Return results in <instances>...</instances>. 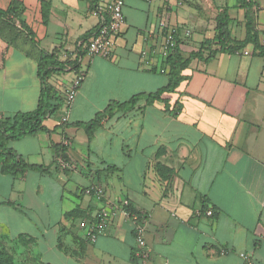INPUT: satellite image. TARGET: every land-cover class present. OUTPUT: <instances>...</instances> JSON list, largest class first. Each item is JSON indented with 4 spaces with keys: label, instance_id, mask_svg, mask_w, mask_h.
Returning <instances> with one entry per match:
<instances>
[{
    "label": "crops",
    "instance_id": "0c3cea01",
    "mask_svg": "<svg viewBox=\"0 0 264 264\" xmlns=\"http://www.w3.org/2000/svg\"><path fill=\"white\" fill-rule=\"evenodd\" d=\"M10 1L0 0V9ZM18 1L25 11L13 28L21 34L11 43L0 40V119L36 109L41 51L57 49L62 62L79 58L77 69L53 77L62 92L81 71L85 76L71 105L44 122L55 129L51 135L10 145L46 171L0 172V248L19 264H244L242 254L264 264V58L249 46L219 52L207 64L194 60L184 72L189 80L167 97L170 107L180 102L177 114L166 113L162 102H141L103 121L90 143L82 128L70 125L167 85L160 22L180 30L186 57L213 39L215 29L206 32L208 18L172 13V0H125L127 28L115 38L111 58H91L85 51L103 18L97 8L108 0H46L47 24L40 0ZM224 1L223 8L236 4ZM257 3L263 18L264 5ZM230 14L242 40L243 11ZM52 143L66 150L57 155ZM95 186L103 188V200L89 192ZM107 200H128L146 216L148 259L137 255L133 225L122 215L96 240L88 237ZM19 247L28 260L17 261Z\"/></svg>",
    "mask_w": 264,
    "mask_h": 264
},
{
    "label": "trees",
    "instance_id": "16d2710c",
    "mask_svg": "<svg viewBox=\"0 0 264 264\" xmlns=\"http://www.w3.org/2000/svg\"><path fill=\"white\" fill-rule=\"evenodd\" d=\"M40 2L43 21L44 24H47L50 18L51 3L46 0H40ZM231 9L243 11L245 35L242 40L232 36L231 23L233 19L230 14ZM24 11V4L18 0H11L6 10L0 9V38H3L6 43H11L20 36L21 33L13 28V21L23 15ZM257 11V0H236L233 7L223 8L216 18L214 38L203 40L197 51L186 57L180 49L179 38L177 39L176 46L169 50L163 62V68L168 77V83L164 88L154 93L138 94L125 103L111 102L92 121L74 123L70 127L82 128L91 143L95 131L101 127L103 121L111 118L115 112H120L123 115L129 113L138 103L143 102L146 105H153L155 102H162L166 106V113L177 114L181 109L180 102L176 101L174 106L170 107V100L167 97L179 93L182 84L189 80L190 77L184 75V72L189 69L192 61L197 60L207 64L219 52L235 54L238 51H244L249 46L253 47V53L264 58V44L257 24ZM85 53L87 54V51ZM78 59L77 57L74 61L62 62L58 58L57 49L52 52H40L37 69L40 95L36 109L31 112H19L13 116L0 119V172L2 174L18 177L20 175L24 176L30 171H40L42 173L46 171L42 166L29 164L10 145L14 141L36 136L41 132L51 135L55 131V129H48L44 122L55 116L64 107L66 95L57 86L53 85L51 80L56 74H62L70 67L74 66L75 68H73L77 69ZM62 126L66 127L65 124ZM52 148H54L57 155L66 150L65 146L61 147L53 143ZM9 204L16 209L18 208L15 203ZM130 209L144 216L143 213L133 208L131 203ZM21 239L23 237H20ZM131 261H134V259L131 258ZM0 264L19 263L5 248H0Z\"/></svg>",
    "mask_w": 264,
    "mask_h": 264
},
{
    "label": "built area",
    "instance_id": "2783aa9c",
    "mask_svg": "<svg viewBox=\"0 0 264 264\" xmlns=\"http://www.w3.org/2000/svg\"><path fill=\"white\" fill-rule=\"evenodd\" d=\"M124 6L125 0H108L106 3L99 5L97 8L98 11L102 12L103 18L88 45L87 53L91 58L96 56L106 59L111 58L115 38L123 34L127 28ZM160 31L163 36L164 56L166 57L169 50L176 46L180 30L177 27L168 25L162 21L160 22ZM190 34L191 33L189 31H186L185 33L188 37ZM141 58L144 64L150 65L151 61L147 51H143L141 53ZM84 76V72L81 71L78 75H76L70 87L66 90V104L68 106L71 105L73 99L75 98L82 82L84 81ZM68 144L69 143L66 141L65 146ZM58 163L61 168H67L69 166L63 157L59 158ZM89 192H96L99 199L103 200L104 190L102 187H91ZM207 214L212 215L211 212H208ZM120 215L127 218L133 225L136 244L140 250L137 255L140 258L148 259L149 254L146 250L145 241L146 216H141L140 214L131 211L130 202L128 200L119 202L107 200L104 202L97 218L92 220V222L88 225V237L91 240H96L99 236L108 232V229L113 221ZM241 257L244 264H259L247 254H242Z\"/></svg>",
    "mask_w": 264,
    "mask_h": 264
},
{
    "label": "rangeland",
    "instance_id": "374dc122",
    "mask_svg": "<svg viewBox=\"0 0 264 264\" xmlns=\"http://www.w3.org/2000/svg\"><path fill=\"white\" fill-rule=\"evenodd\" d=\"M173 4L175 6L174 8H171V12L184 17V18H208L207 22V33H212L215 29V23L216 18L218 14L221 13V10L223 9L224 0H172ZM160 1H157L155 4L152 5V10L156 8V6L159 4ZM236 2V0H229V4L233 5ZM260 4L264 5V0H260ZM146 6V5H145ZM237 11H233L232 14H236ZM260 12V11H259ZM258 17V16H257ZM257 24L258 28L263 27V29L259 28V31L262 35V43L264 44V17L263 18H257ZM188 31V30H186ZM239 29H235L232 27V36L235 38L240 33L238 32ZM190 32V30H189ZM235 32V33H234ZM191 33V32H190ZM237 34V35H236ZM0 40H3V38H0ZM4 41V40H3ZM55 78L52 79V83L55 84ZM61 87V86H60ZM16 259L19 262L21 259H24L25 261L28 260V257L26 253H24V250L22 247H19L16 249Z\"/></svg>",
    "mask_w": 264,
    "mask_h": 264
}]
</instances>
